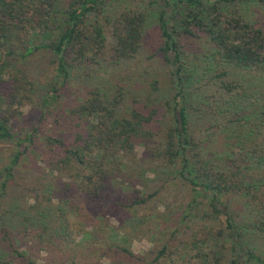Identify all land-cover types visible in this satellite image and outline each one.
Segmentation results:
<instances>
[{
	"label": "trees",
	"instance_id": "16d2710c",
	"mask_svg": "<svg viewBox=\"0 0 264 264\" xmlns=\"http://www.w3.org/2000/svg\"><path fill=\"white\" fill-rule=\"evenodd\" d=\"M146 2L145 10H124L113 18L108 16L105 0H0L3 44L11 45L18 33L30 27L44 25L49 29L54 25L58 30L57 40L42 41L39 45L29 43L24 50V55L31 54L33 49L54 52L57 82L61 84L56 89L68 84L72 66L88 61L96 63L103 57L109 26L114 37L112 59L119 62L136 55L152 10L157 12L163 37L160 51L175 66L172 75L176 93L164 100L170 115L168 122L162 125V106L151 111L136 107L129 115H119L111 103H106L101 91L93 92V98L70 110L78 120L86 121L84 131L78 133L80 139L85 135L84 143L61 145L63 150L52 158V168L73 169L82 179L80 187L86 195L98 198L117 177L115 171L123 170L125 162L120 154H134L137 144L153 140L160 135L156 128L161 127L160 141L147 154L160 158L174 178L189 186L190 195L183 205L180 223L193 222V217L196 221L195 213L205 206L202 210L207 217L211 213L218 219L225 217L226 224L217 231L223 236L221 239L212 241L208 235L193 237L198 257L204 260L201 264H222L227 251L231 264H264V252L252 246L247 233L252 230L264 238V23L251 19L247 12L250 4L264 9V0ZM186 36L208 41L196 57L200 62L193 61L184 49L182 37ZM7 54L15 56L16 52L12 49ZM10 67L5 59L0 67V82L1 75ZM44 104H50L49 97ZM42 113L40 119L47 116V111ZM8 118H0V139L11 140L15 146L0 167V199L10 188L34 141L32 134L23 137L13 133ZM194 119L202 120L201 126L212 135H219L215 130H224L222 140L226 148L205 152L197 135L201 129L194 127ZM157 120L162 126H156ZM61 142L56 139L52 144ZM157 193L136 196L130 204L147 203ZM239 194L246 197L249 211L246 221L240 223L227 202L230 195ZM5 224L1 226L0 220V241L8 240L6 251L0 244V264H39L17 245L16 233ZM46 228L43 233L28 227L24 231L41 238ZM168 247L165 243L154 263L162 264ZM119 248L129 257L145 262L129 247Z\"/></svg>",
	"mask_w": 264,
	"mask_h": 264
},
{
	"label": "rangeland",
	"instance_id": "374dc122",
	"mask_svg": "<svg viewBox=\"0 0 264 264\" xmlns=\"http://www.w3.org/2000/svg\"><path fill=\"white\" fill-rule=\"evenodd\" d=\"M105 1L108 16L113 18L124 10H145L147 4L146 0ZM247 12L251 19L264 23V9L260 5H248ZM49 29L44 25L30 27L18 33L11 45L0 42V67L5 59L11 64L1 75L0 118L9 117L13 133L23 137L32 134L34 138L10 188L0 199L1 226L6 223L16 233L17 245L39 264H157L153 260L165 243L170 247L162 264H201L204 260L198 257L193 237L208 235L212 241L221 239L223 236L217 231L226 224L225 217L218 219L212 213L207 217L202 210L205 206L195 213L196 221L193 217V222L180 223L183 205L190 195L189 186L174 178L160 158L147 154L160 141L161 127L156 128L160 135L138 143L134 154H120L125 162L123 170L115 171L117 177L98 198L86 195L80 187L82 179L73 169L52 168V158L63 150L61 145L84 143L85 135L80 139L78 133L84 131L86 121L78 120L70 110L93 98V92L101 91L106 103H111L119 115H129L136 107L151 111L162 106V125L168 122L170 115L164 100L176 93L172 75L175 66L160 51L163 37L157 12L152 10L149 14L136 55L119 62L112 59L114 37L109 26L103 57L96 63L88 61L72 66L68 84L60 89H56L61 84L57 82L56 57L52 50L33 49L31 54L24 55L29 43L39 45L42 41L57 40L58 30L54 25ZM182 42L193 61L208 44L205 39L188 36L182 37ZM12 49L15 56L7 54ZM46 97L50 98L47 106ZM43 111H47V116L40 119ZM195 120L192 122L195 128L201 129L197 135L203 141L201 146L205 152L226 148L222 140L224 130H215L219 135H212L201 126L202 120ZM155 124L162 126L160 120ZM54 139L63 142L52 144ZM14 146L13 141L0 139V167ZM155 191L158 193L147 203L130 204L136 196L147 197ZM229 198L227 202L236 221H246L249 212L246 197L239 194ZM27 227L38 231L48 228L40 238L33 232L26 233ZM247 233L252 238V246L264 252V238L252 230ZM0 244L6 251L8 240ZM119 247H129L144 257L145 262L129 257ZM222 264H231L230 251Z\"/></svg>",
	"mask_w": 264,
	"mask_h": 264
},
{
	"label": "clouds",
	"instance_id": "9594fccd",
	"mask_svg": "<svg viewBox=\"0 0 264 264\" xmlns=\"http://www.w3.org/2000/svg\"><path fill=\"white\" fill-rule=\"evenodd\" d=\"M41 255H45V256H46V255H47V253H41Z\"/></svg>",
	"mask_w": 264,
	"mask_h": 264
}]
</instances>
